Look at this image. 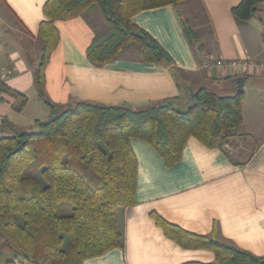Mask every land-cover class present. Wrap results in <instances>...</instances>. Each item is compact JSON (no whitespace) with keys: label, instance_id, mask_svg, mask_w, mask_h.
<instances>
[{"label":"crops","instance_id":"0c3cea01","mask_svg":"<svg viewBox=\"0 0 264 264\" xmlns=\"http://www.w3.org/2000/svg\"><path fill=\"white\" fill-rule=\"evenodd\" d=\"M46 1L0 0L3 73L0 134L12 133L2 127L5 119L26 130L34 128L37 120H47L51 115L35 84L41 57L38 31L45 18ZM241 1L187 0L183 4L188 7L185 11L190 26L199 35L197 55L183 33L184 13L180 6L178 10L173 5L146 9L132 17L135 24L149 32L172 56L180 79L191 85L194 92L203 86L219 93H235L242 88L243 123L225 144L229 154L190 137L181 159L170 167L148 142L132 139L138 160L137 204L119 212L124 246L85 259L84 264H183L214 260L211 250L184 249L165 236L152 212L201 235L210 234L217 223L221 239L255 255H264V132L259 133L260 139L252 149L250 141L256 134L246 131L248 115L254 112L247 113V88L255 89L262 101L264 72L246 75L241 86L242 74L227 76L201 67L206 56L264 60V0L259 12L239 24L232 8ZM196 5L200 16L194 12ZM56 26L61 40L46 69L45 93L58 108H67L78 100L142 107L181 98L176 77L163 64L143 62L129 53L104 65H96L87 58V49L95 36L106 30L100 12L57 21ZM12 91L28 98L20 112L14 109L19 98ZM188 103L183 101L179 105L184 109ZM261 125L259 122L258 126Z\"/></svg>","mask_w":264,"mask_h":264},{"label":"trees","instance_id":"16d2710c","mask_svg":"<svg viewBox=\"0 0 264 264\" xmlns=\"http://www.w3.org/2000/svg\"><path fill=\"white\" fill-rule=\"evenodd\" d=\"M186 0H47L40 22L41 57L35 84L39 97L50 108L47 120H37L33 129H18L4 120L9 135L0 134V264H84V260L124 246L119 212L137 204L138 160L132 139L148 142L173 166L182 157L190 137L209 148H221L243 123L242 88L219 93L203 86L195 90L197 103L178 108L187 101L172 56L146 30L132 21L143 10ZM263 0H242L232 8L237 23L250 20ZM100 12L106 30L95 36L87 58L104 65L126 53L148 63L169 67L182 95L142 107L105 105L78 100L58 108L45 93L46 69L59 45L57 21L85 13ZM183 33L198 54L199 35L182 19ZM202 63V62H201ZM246 78V75L242 76ZM14 109L22 111L27 96ZM61 110V111H60ZM229 154V153H228ZM242 164V163H241ZM34 166L45 181L29 173ZM67 203L70 213L60 214ZM151 216L165 236L184 249L214 252L213 261L183 264H264L258 256L221 239L219 226L210 234H196L173 224L156 212ZM70 240L67 249L65 239ZM70 250V251H69Z\"/></svg>","mask_w":264,"mask_h":264},{"label":"rangeland","instance_id":"374dc122","mask_svg":"<svg viewBox=\"0 0 264 264\" xmlns=\"http://www.w3.org/2000/svg\"><path fill=\"white\" fill-rule=\"evenodd\" d=\"M185 2L183 4H185ZM183 4L180 5V9L184 13L183 14L184 15V19H187L186 18L187 17V14H186V11L185 10L188 7H187V5H183ZM196 8L197 9L196 10L194 9L195 10L194 12H196L200 16V14H199V11L200 10H199L198 5H196ZM188 25H190V22H188ZM197 43L198 42H195V44H197ZM129 54L132 55L131 53H129ZM256 93H257V91L255 89L247 88V102H246L247 113L252 112V111H254V112L248 115V119H247V121H248L247 122L248 129L247 130L245 129V130L248 131L247 133H249V132H255V134H256V138H253L252 137L253 140L250 141V147L252 149H253V147H255L256 143L260 139V137H258L259 133L264 132V127H262V125L264 126V95L261 96V98H262V101H261L258 98V95ZM257 106L260 107V108H256ZM176 107L181 108L180 105H176ZM254 108H256V109H254ZM260 118H262L261 121H260ZM259 122L262 123L261 126H258ZM31 129H33V128H31ZM239 132H241V131H239ZM231 150H233V147H232ZM29 173L32 174V175H34L35 177L39 178L40 181L42 182V184H45V181L40 176V172L34 166H31L30 167ZM70 210H71V207L69 205H67V203H65V202H63V203H61L59 205V213L60 214H68V213H70ZM69 244H70V240L68 238H66L65 239V242L63 244V248L64 249H67L68 246H69Z\"/></svg>","mask_w":264,"mask_h":264},{"label":"built area","instance_id":"2783aa9c","mask_svg":"<svg viewBox=\"0 0 264 264\" xmlns=\"http://www.w3.org/2000/svg\"><path fill=\"white\" fill-rule=\"evenodd\" d=\"M202 69L220 71L221 74L227 76L234 75H253L258 72H264V60H255L252 58L241 59H224L206 56L202 63ZM3 78V73L0 69V85Z\"/></svg>","mask_w":264,"mask_h":264},{"label":"water","instance_id":"95a60500","mask_svg":"<svg viewBox=\"0 0 264 264\" xmlns=\"http://www.w3.org/2000/svg\"><path fill=\"white\" fill-rule=\"evenodd\" d=\"M241 81V86L244 85V79L243 77L239 78ZM183 91H184V95L186 97L187 102L189 103H193L194 105L197 103L196 101V97H195V92L193 90V88L191 87V85H189L188 83H184L183 84Z\"/></svg>","mask_w":264,"mask_h":264}]
</instances>
